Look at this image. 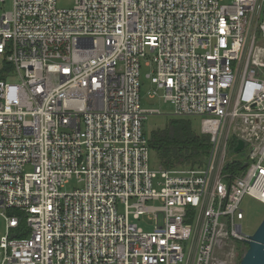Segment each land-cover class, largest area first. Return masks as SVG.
Wrapping results in <instances>:
<instances>
[{"label":"built area","instance_id":"1","mask_svg":"<svg viewBox=\"0 0 264 264\" xmlns=\"http://www.w3.org/2000/svg\"><path fill=\"white\" fill-rule=\"evenodd\" d=\"M7 2L0 264H239L241 202L264 204V0ZM142 59L148 97L200 119L201 163L150 169Z\"/></svg>","mask_w":264,"mask_h":264},{"label":"rangeland","instance_id":"2","mask_svg":"<svg viewBox=\"0 0 264 264\" xmlns=\"http://www.w3.org/2000/svg\"><path fill=\"white\" fill-rule=\"evenodd\" d=\"M56 4L59 8H68L72 5V0H56ZM10 9V4L7 2L3 5H0V15L2 12L7 11ZM145 60L142 59L140 62V70H139V82H140V102L141 106L144 108H154L159 110L162 115H154L149 116L148 119L144 122V131L147 135L151 134L152 131L157 129H163L169 119L172 117L169 115L173 111V105L170 102H164L163 100L158 99H150L148 97V91L153 88L151 84L148 73L150 72V68L145 65ZM191 127L195 131H200L199 118H191ZM158 160L156 159L155 151L151 148L148 153V162L149 167L152 170H157L155 167V162ZM25 170L28 171L29 168L25 167ZM160 180V175L154 179V187L158 189L160 186L157 185V182ZM79 183L77 182L76 178H72L68 180L62 191H70L72 188L77 187ZM241 209L244 212V219L240 221L242 226V232L252 234L261 220L264 217V204L256 201L255 199L245 196L241 202ZM134 222L137 223L138 226L146 229L145 227L150 224V220L144 216L142 218L134 219ZM4 234V219L0 215V237Z\"/></svg>","mask_w":264,"mask_h":264},{"label":"trees","instance_id":"3","mask_svg":"<svg viewBox=\"0 0 264 264\" xmlns=\"http://www.w3.org/2000/svg\"><path fill=\"white\" fill-rule=\"evenodd\" d=\"M149 145L155 151L158 162L166 167L181 163L194 164L202 162L208 149V138L195 131L189 119L172 118L163 129L151 132ZM18 231L16 234L20 236Z\"/></svg>","mask_w":264,"mask_h":264},{"label":"water","instance_id":"4","mask_svg":"<svg viewBox=\"0 0 264 264\" xmlns=\"http://www.w3.org/2000/svg\"><path fill=\"white\" fill-rule=\"evenodd\" d=\"M243 142L238 140V144L234 147V151L242 148ZM11 236H14L13 234ZM247 249L241 257L239 264H264V217L255 229L249 235L246 241Z\"/></svg>","mask_w":264,"mask_h":264},{"label":"crops","instance_id":"5","mask_svg":"<svg viewBox=\"0 0 264 264\" xmlns=\"http://www.w3.org/2000/svg\"><path fill=\"white\" fill-rule=\"evenodd\" d=\"M146 135H147V133H146ZM149 135V134H148ZM148 135H147V138H148ZM157 159V158H156ZM161 164V163H160Z\"/></svg>","mask_w":264,"mask_h":264}]
</instances>
